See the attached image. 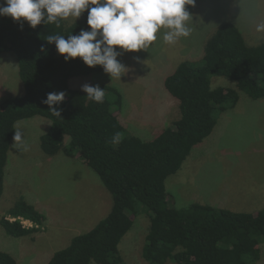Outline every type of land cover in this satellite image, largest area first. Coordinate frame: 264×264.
<instances>
[{"label":"trees","instance_id":"1","mask_svg":"<svg viewBox=\"0 0 264 264\" xmlns=\"http://www.w3.org/2000/svg\"><path fill=\"white\" fill-rule=\"evenodd\" d=\"M86 16L85 11L68 25L63 19L59 27L42 23L35 28L0 16V55L14 54L24 88L22 95L0 103V197L15 123L41 116L50 121L39 136L42 151L81 159L112 199L102 219L74 235L45 264H123L118 245L140 214L149 218L141 249L148 264H257L264 244V206L256 213L198 202L177 208L169 203L165 179L212 133L219 114L237 103L239 91L252 99L264 97V41L248 45L237 25L221 23L207 39L199 61H181L164 78L179 117L144 140L121 122L123 98L116 87L99 85L105 97L103 103H96L70 85L71 78L101 72L102 66H86L79 57L65 61L55 44L46 41L48 35L67 38L86 29ZM60 91L66 95L59 105L60 116H54L42 101L47 93ZM45 219L19 197L0 218V225L6 234L23 237L41 231ZM21 220L32 226H24ZM0 264L17 262L0 250Z\"/></svg>","mask_w":264,"mask_h":264},{"label":"rangeland","instance_id":"2","mask_svg":"<svg viewBox=\"0 0 264 264\" xmlns=\"http://www.w3.org/2000/svg\"><path fill=\"white\" fill-rule=\"evenodd\" d=\"M185 7L192 17L188 21L190 35L169 45L163 42L161 31L147 50L124 52L116 58L127 69L121 80L111 79L104 71L70 79V85L79 89L85 83L116 87L123 98L121 122L144 140L152 139L179 117L177 103L164 87V78L181 61H199L207 39L221 23L237 25L248 45L264 41V32L256 30V25L264 22V0H196L194 6ZM64 21L68 25L75 20L69 17ZM214 78L228 82L225 77ZM23 92L14 54L2 53L0 103ZM49 124L41 116L17 121L15 131H22L27 150L13 139L8 151L0 218L19 197L46 218L41 231L23 237L6 234L0 225V250L11 254L17 264H45L74 235L92 228L112 204L98 176L81 159L42 151L39 136ZM67 140L64 137V142ZM165 187L169 203L177 208L198 202L248 213L262 209L264 97L252 99L239 91L237 103L219 114L212 133L192 148L176 173L165 179ZM148 221L145 214L136 216L121 239L118 249L123 264H148L141 250ZM22 223L32 226L29 221ZM261 249L257 264H264V244Z\"/></svg>","mask_w":264,"mask_h":264},{"label":"clouds","instance_id":"3","mask_svg":"<svg viewBox=\"0 0 264 264\" xmlns=\"http://www.w3.org/2000/svg\"><path fill=\"white\" fill-rule=\"evenodd\" d=\"M196 0H0V16L11 17L18 24L27 22L32 28L38 24H55L69 17L78 19L85 11L86 29L78 34L48 35L46 41L54 43L56 52L65 61L81 58L89 67L102 66L110 78L121 80L127 69L116 58L124 52L147 50L163 31V42L169 45L188 37V21L192 19L186 5L194 6ZM22 18V19H21ZM264 32V22L256 25ZM119 48V51L116 49ZM138 59V58H137ZM90 101L103 103L104 88L99 85H81ZM66 93L49 92L42 103L54 116H60L59 105ZM56 106V107H54ZM22 131L17 129L14 141L23 144ZM120 134L115 139L118 141Z\"/></svg>","mask_w":264,"mask_h":264},{"label":"built area","instance_id":"4","mask_svg":"<svg viewBox=\"0 0 264 264\" xmlns=\"http://www.w3.org/2000/svg\"><path fill=\"white\" fill-rule=\"evenodd\" d=\"M23 220H21V222H22Z\"/></svg>","mask_w":264,"mask_h":264}]
</instances>
